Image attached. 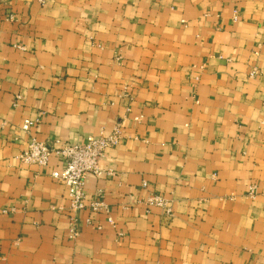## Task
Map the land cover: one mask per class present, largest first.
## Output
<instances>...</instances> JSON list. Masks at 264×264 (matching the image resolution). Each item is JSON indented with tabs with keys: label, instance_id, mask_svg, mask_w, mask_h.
Masks as SVG:
<instances>
[{
	"label": "crops",
	"instance_id": "0c3cea01",
	"mask_svg": "<svg viewBox=\"0 0 264 264\" xmlns=\"http://www.w3.org/2000/svg\"><path fill=\"white\" fill-rule=\"evenodd\" d=\"M117 123L82 210L18 157ZM0 264H264V0H0Z\"/></svg>",
	"mask_w": 264,
	"mask_h": 264
},
{
	"label": "built area",
	"instance_id": "2783aa9c",
	"mask_svg": "<svg viewBox=\"0 0 264 264\" xmlns=\"http://www.w3.org/2000/svg\"><path fill=\"white\" fill-rule=\"evenodd\" d=\"M16 104V103H15ZM34 121L27 118L24 119L21 129L29 132ZM121 123H117L110 133L100 131L98 134L89 135L82 143H68L66 141L56 139L53 143L39 140L35 137L29 139L27 148L19 154V159L26 164H37L46 166L50 157H60L63 165L60 169H55L52 176L62 181L68 188L69 210L78 211L86 208L84 185L89 174H100L102 170L99 161L105 155L109 147L116 146L122 140ZM143 186L147 187L148 183L143 182ZM254 187H250L249 195H254ZM146 210L151 207H160L166 215H172L173 208L171 201L158 193H149L147 198L142 200ZM89 208L93 212L105 210L109 213L108 206L101 200H95ZM70 235L76 237L77 232L72 219ZM109 223H113V218L109 214Z\"/></svg>",
	"mask_w": 264,
	"mask_h": 264
}]
</instances>
